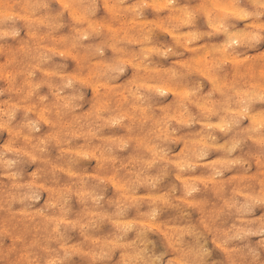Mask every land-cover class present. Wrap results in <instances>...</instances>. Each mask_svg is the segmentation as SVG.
<instances>
[{"label":"clouds","instance_id":"clouds-1","mask_svg":"<svg viewBox=\"0 0 264 264\" xmlns=\"http://www.w3.org/2000/svg\"><path fill=\"white\" fill-rule=\"evenodd\" d=\"M0 264H264V0H0Z\"/></svg>","mask_w":264,"mask_h":264}]
</instances>
